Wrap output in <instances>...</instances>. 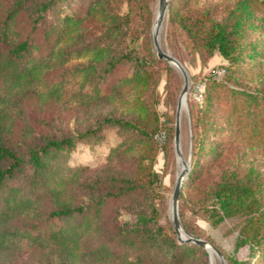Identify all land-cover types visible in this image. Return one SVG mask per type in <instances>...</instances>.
I'll list each match as a JSON object with an SVG mask.
<instances>
[{"label": "trees", "instance_id": "trees-1", "mask_svg": "<svg viewBox=\"0 0 264 264\" xmlns=\"http://www.w3.org/2000/svg\"><path fill=\"white\" fill-rule=\"evenodd\" d=\"M153 1L0 0V250L50 246L61 254L60 264H74L77 253L93 257L97 264H180L187 255L205 254L197 244L178 241L170 226L160 225L154 204L149 203L146 212L136 211L129 221L107 215L110 208L141 204L160 184L151 168L157 145L152 136L164 129L167 140L168 132L156 124V116L148 128L139 119L106 115L81 132L30 141L23 152L1 137L13 128L16 106L28 94L86 104L122 83L148 88L155 72L154 59L148 58ZM254 6L264 9V0H235L223 19H214L207 13L181 16L177 5L168 8L167 20L187 33L196 49L209 56L216 50L234 68L244 65L250 83L249 75L264 64L262 40H242L247 29L255 28ZM143 40L146 46L141 51ZM165 70L170 74V67ZM231 92L243 95L248 114L257 104L264 108V91L257 87ZM211 99L208 92L199 114L190 109L191 157L181 186L197 171L203 173L206 155L210 162L217 156L216 147L205 143L206 127L200 124L213 108ZM138 107L150 115L148 105ZM105 126L128 134L106 158L123 159L135 150L136 172L86 174L87 165L69 163L76 144L99 143ZM252 172L249 167L248 174ZM262 190L261 182L247 184L227 177L210 187L213 204L206 216L216 224L235 213L248 214L235 249L247 244L251 254L258 251L253 264H264ZM116 249L118 260L112 257ZM224 258L227 264H250L235 256Z\"/></svg>", "mask_w": 264, "mask_h": 264}, {"label": "rangeland", "instance_id": "rangeland-1", "mask_svg": "<svg viewBox=\"0 0 264 264\" xmlns=\"http://www.w3.org/2000/svg\"><path fill=\"white\" fill-rule=\"evenodd\" d=\"M234 1L174 0L169 2L168 0L167 12L168 8L174 9L179 5L181 16L188 15L192 18L207 13L214 19H223ZM150 6L153 14L148 28L151 51L148 58L154 59L152 66L155 72L149 81L148 88L139 90L133 87L132 82L122 83L116 90L105 91V94L99 95L86 104L70 100H43L36 94H28L16 106L19 107V113L16 115L13 128L1 133V137L6 144L23 152L30 141H41L48 136L59 137L68 133L81 132L94 126L106 115L132 121L139 119L146 123L148 128L153 126L154 123L151 122L156 116V124H162L168 132L166 140L165 130H160L165 133L162 143L156 142L152 136L157 145L154 149L151 168L157 172L160 184L141 204L110 208L107 215L109 218L117 215L118 222L129 221L133 219L136 211L146 212L148 204L151 203L157 208L159 224L164 228L170 226L172 229L169 218V198L176 173L179 170L173 148V129L176 100L182 86V76L166 61L156 57L151 40L156 0ZM252 9L255 16V28L247 29L242 40L260 39L264 43V9L259 6H254ZM167 12L160 25L158 40L162 48L183 64L188 75L185 107L180 110L179 114L180 152L184 159L188 158L189 167L191 157L190 109L193 114L196 111L199 114L208 92L211 94L213 108L204 116L205 123L200 124L206 127L205 143L217 149V156L213 162H210L209 155L204 157L206 163L203 164L207 166L203 173L200 174V171H197L189 182L180 187L178 215L179 206H181V218L179 215L181 225L183 227V221L199 235L194 236L215 245L222 254L224 264H227L224 254L235 256L239 260H250L249 263L253 264L254 256L258 251L251 254L247 244L235 249L236 240L248 214L235 213L224 217L216 224H212L206 216L207 210L213 204L210 187L212 188L217 182L227 177L231 181L247 184L261 182L263 190L259 195L260 201L264 204V108H260L257 104L251 107L252 114H248L246 108L248 104L243 95L231 92L233 89L249 90L256 87L263 92L264 64L259 67L258 71L249 75L252 81L248 83V69H245L244 65L234 68L228 65V62L216 50L209 56L200 47L196 49V43L192 42L187 33H184L177 25H169ZM21 20H25L23 15ZM144 43L145 40L140 45L141 51L146 46ZM262 51L264 62V49ZM166 66L170 67V74L166 72ZM120 70L124 72V69ZM216 70L221 73L216 74ZM212 82L216 83V86ZM142 103L151 108L150 115L146 116V113L140 111L138 106ZM101 132L103 135L99 143L86 145L78 142L70 154L69 163L87 165L86 174L136 172L137 166L133 162L137 154L135 150L125 154L123 159L106 158L110 150L128 134H121L116 127L112 126L103 127ZM249 167L253 170L251 174H248ZM202 249L204 255L199 252L192 253L185 256L180 264H210L209 253L204 248ZM119 252L121 253L120 248ZM112 255L117 260L120 257L117 249L113 250ZM76 256L74 264H97L93 257L86 254L77 253ZM60 261L61 254L59 255V252L50 246L13 245L6 250H0V264H60ZM214 264H220L216 256H214Z\"/></svg>", "mask_w": 264, "mask_h": 264}, {"label": "water", "instance_id": "water-1", "mask_svg": "<svg viewBox=\"0 0 264 264\" xmlns=\"http://www.w3.org/2000/svg\"><path fill=\"white\" fill-rule=\"evenodd\" d=\"M168 0H156V8L154 12V18L151 26V40L153 44V48L158 59L166 61L169 65L174 67L182 76V86L179 91L176 106H175V116H174V129H173V148L176 156H178L181 160V168L177 171L174 185L169 198V218L172 229L176 235L178 241L182 242H190L197 244L204 248L207 252L208 249H212L214 252V256L217 257L220 264H224L222 254L218 248L207 240L198 238L187 230H185L180 222L178 215V199L179 192L181 187V182L188 170V158L184 159L180 149H179V114L181 110V102L183 100L185 107V95L188 87V75L183 64L173 55H171L168 51L160 46L158 40V29L162 24L164 16L167 12Z\"/></svg>", "mask_w": 264, "mask_h": 264}, {"label": "bare ground", "instance_id": "bare-ground-1", "mask_svg": "<svg viewBox=\"0 0 264 264\" xmlns=\"http://www.w3.org/2000/svg\"><path fill=\"white\" fill-rule=\"evenodd\" d=\"M159 29H160V27H159ZM159 29H158V32H159ZM183 107H184V103H183V100H182V102H181V109H183ZM177 157V167H178V169H180L181 168V160H180V158L178 157V156H176ZM208 253H209V255H210V264H214V252H213V250L212 249H208Z\"/></svg>", "mask_w": 264, "mask_h": 264}, {"label": "built area", "instance_id": "built-area-1", "mask_svg": "<svg viewBox=\"0 0 264 264\" xmlns=\"http://www.w3.org/2000/svg\"><path fill=\"white\" fill-rule=\"evenodd\" d=\"M216 74H220L221 72L219 71H215ZM153 138L156 142L158 143H162L164 138H165V133L163 131H158L156 133L153 134Z\"/></svg>", "mask_w": 264, "mask_h": 264}]
</instances>
